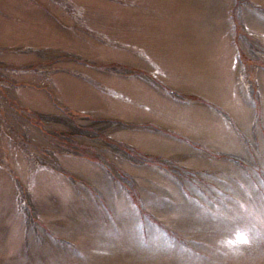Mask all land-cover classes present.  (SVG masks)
I'll return each mask as SVG.
<instances>
[{
  "label": "rangeland",
  "instance_id": "1",
  "mask_svg": "<svg viewBox=\"0 0 264 264\" xmlns=\"http://www.w3.org/2000/svg\"><path fill=\"white\" fill-rule=\"evenodd\" d=\"M0 264H264V0H0Z\"/></svg>",
  "mask_w": 264,
  "mask_h": 264
},
{
  "label": "trees",
  "instance_id": "2",
  "mask_svg": "<svg viewBox=\"0 0 264 264\" xmlns=\"http://www.w3.org/2000/svg\"><path fill=\"white\" fill-rule=\"evenodd\" d=\"M34 115H38V114H34ZM74 118H75V116H74ZM86 118H87V121L90 123L89 124L90 127H85L83 131H78L77 130L76 123H77V125H82V124H79L77 121L75 123L73 121V117L70 114H55L53 119L50 118L49 121H48V119L45 116L41 117L39 119H37V118L31 119V116H28V121H29V123L31 122L32 124H35V125H37L39 127H41L43 125V123H44L45 124L44 127L46 128V131L49 132V133H51L50 130H49L51 125H48V123L50 121L52 123L53 122H56V123L63 122V123H65V127L69 131H71L73 129V126H75L76 127L75 130L78 133L77 136L80 137L81 143L88 142L86 140H90L92 142H96V144H95L96 146L88 153H85V152L81 153L82 156L88 157L90 159H96L101 154V152L99 151L101 148L102 149L103 148L107 149L109 147V145L115 144V142L113 143L109 139V135L106 133V130L102 128L103 126H105L106 120H102L100 118H93V117H90V116H87ZM75 120H76V118H75ZM68 140L72 141L70 137H69ZM97 145H101L99 150L97 148ZM120 146H121V144H120ZM108 150H109V148H108Z\"/></svg>",
  "mask_w": 264,
  "mask_h": 264
}]
</instances>
